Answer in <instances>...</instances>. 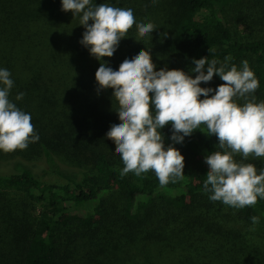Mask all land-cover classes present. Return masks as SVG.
<instances>
[{
	"label": "trees",
	"instance_id": "obj_1",
	"mask_svg": "<svg viewBox=\"0 0 264 264\" xmlns=\"http://www.w3.org/2000/svg\"><path fill=\"white\" fill-rule=\"evenodd\" d=\"M95 2L132 7L137 20L156 28L138 41L134 23L114 54L103 58L113 69L143 47L151 48L157 68L188 71L193 58L207 55L229 56V66L238 67L247 59L259 82L253 94L264 100V35L237 37L229 20L245 9L263 11L264 0ZM78 23L60 0H0V67L14 81L10 99L31 114L39 135L24 149L0 151V264H264V199L234 208L202 191L214 134L196 130L175 145L185 160L175 183L160 186L151 170L120 176L116 142L105 137L120 119L116 102L111 88L97 92L100 61L79 43L84 28ZM38 51L46 56L61 107L54 89L38 90L42 75L16 69L28 52ZM221 83L214 74L201 85ZM19 92L24 95L16 100ZM162 131L170 142V125ZM235 159L264 168V157L237 153ZM39 160L67 181L43 180L34 169ZM253 215L259 217L254 227Z\"/></svg>",
	"mask_w": 264,
	"mask_h": 264
},
{
	"label": "clouds",
	"instance_id": "obj_2",
	"mask_svg": "<svg viewBox=\"0 0 264 264\" xmlns=\"http://www.w3.org/2000/svg\"><path fill=\"white\" fill-rule=\"evenodd\" d=\"M60 6L79 17L78 24L84 28L79 43L100 61L95 71L97 92L112 89L113 108L120 119L110 125L105 137L116 142L115 151L123 163L121 177L129 172L141 176L151 170L160 186L182 179L184 155L175 145L200 130L217 138L214 150L204 156L208 171L202 191L208 198L234 208L254 205L258 197L264 199V168L257 170L253 163L235 159L237 153L244 159L250 154L264 157V100L253 94L259 82L247 59L238 67L234 63L229 66V56L220 61L207 55L193 58L188 71L166 65L157 68L151 48L143 47L113 69L103 58L114 54L133 24L138 33L134 37L142 41L140 37L152 35L154 23L137 20L132 7L108 2L60 0ZM214 74L223 83L215 88L201 85ZM13 84L10 71L0 67L3 152L24 149L39 139L31 114L10 99ZM23 95L19 92L15 99ZM169 125L170 142L166 143L162 129ZM250 220L252 227L259 223L256 215Z\"/></svg>",
	"mask_w": 264,
	"mask_h": 264
},
{
	"label": "rangeland",
	"instance_id": "obj_3",
	"mask_svg": "<svg viewBox=\"0 0 264 264\" xmlns=\"http://www.w3.org/2000/svg\"><path fill=\"white\" fill-rule=\"evenodd\" d=\"M230 25L233 28V31L237 37L241 36H254L256 35H264V8L263 11H259L257 13L253 12L252 9H245L243 16L240 18H231ZM5 44V43H4ZM4 50L6 52H12L11 49H9V45L5 44L2 45ZM16 51V50H15ZM14 51V52H15ZM28 56L23 57L22 61L20 60L19 54H14V57L19 58L21 68H16L17 71L20 72V75H42L36 77V80L39 81V89L43 90L42 88H48V94L49 89H54L59 97H54L53 99H56V102L62 106V97L60 96V93L58 92V89L55 86V81H48V76L51 75V71L49 68V64L46 61V56L44 52L42 53L38 51L37 53L34 52H28ZM38 58V60L35 62V59ZM37 89V88H36ZM37 96H39L37 93H35ZM46 104L51 105V103L46 102ZM35 171L39 174V176L45 180V181H55V182H66L67 180L54 174L49 170L48 165L43 160H39L36 162V165L34 167Z\"/></svg>",
	"mask_w": 264,
	"mask_h": 264
}]
</instances>
